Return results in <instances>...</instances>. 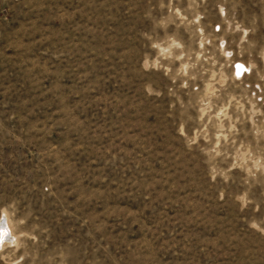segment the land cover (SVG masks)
I'll list each match as a JSON object with an SVG mask.
<instances>
[{
  "label": "rangeland",
  "instance_id": "obj_1",
  "mask_svg": "<svg viewBox=\"0 0 264 264\" xmlns=\"http://www.w3.org/2000/svg\"><path fill=\"white\" fill-rule=\"evenodd\" d=\"M1 221L0 264H264V0H0Z\"/></svg>",
  "mask_w": 264,
  "mask_h": 264
},
{
  "label": "bare ground",
  "instance_id": "obj_2",
  "mask_svg": "<svg viewBox=\"0 0 264 264\" xmlns=\"http://www.w3.org/2000/svg\"><path fill=\"white\" fill-rule=\"evenodd\" d=\"M237 66L240 68L239 70H242L244 67L241 63H237ZM1 222H2V226H1L2 234L0 236V245L2 243V240L5 239V237L8 235L10 236L11 234L7 222L6 221H1Z\"/></svg>",
  "mask_w": 264,
  "mask_h": 264
},
{
  "label": "built area",
  "instance_id": "obj_3",
  "mask_svg": "<svg viewBox=\"0 0 264 264\" xmlns=\"http://www.w3.org/2000/svg\"><path fill=\"white\" fill-rule=\"evenodd\" d=\"M237 68H238V66H237ZM242 72H243V70H242L241 72H239L238 74H240V75H241V74H242Z\"/></svg>",
  "mask_w": 264,
  "mask_h": 264
}]
</instances>
